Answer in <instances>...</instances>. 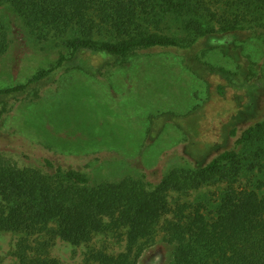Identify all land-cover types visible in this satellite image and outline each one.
I'll return each instance as SVG.
<instances>
[{
  "label": "trees",
  "instance_id": "1",
  "mask_svg": "<svg viewBox=\"0 0 264 264\" xmlns=\"http://www.w3.org/2000/svg\"><path fill=\"white\" fill-rule=\"evenodd\" d=\"M215 2L0 0V8L10 5L39 39L66 38L63 45L69 52V56L62 53L55 66L39 71L28 83L1 89L0 104L17 100L32 84L41 83L64 67L98 74L103 67L123 62L140 50L182 48L176 38L150 31L151 25L159 26L169 15L190 18L187 26L195 28L201 36L216 32L205 28L207 18L209 23L215 21L223 32L244 28L241 23L246 21L239 10L242 5L249 9L251 0ZM222 6L223 14L214 11L213 7ZM9 46L8 33L0 19V61ZM186 63L206 82L207 101H221L213 111L208 109V102L205 109L196 108L185 115L189 118V125L184 127L190 137L188 153L197 164L194 171L173 170L158 185L133 177L91 185L79 169L56 167L49 159L43 171L19 167L0 155V233L20 235L16 244L18 264H62L49 254L54 239L81 245L90 243L96 234L122 228L126 231V252L114 256L102 250L92 251L85 264H137L145 245L160 233L174 245L170 264H264L262 187L235 186L245 169L255 167L242 157L240 149L263 135L264 122L247 128L234 148L207 162L210 152L218 148L209 140L211 134H216L214 123L233 118L235 109H231L229 101H235L239 108L242 92L250 89L237 73L211 67L197 58L186 59ZM229 90L235 93L227 97ZM159 133L153 124L148 135L152 138ZM232 135H236L235 130ZM195 144L202 145L204 152L198 147L196 153L191 148ZM217 178L229 185L222 191L215 210L203 201L170 205L171 190L198 187Z\"/></svg>",
  "mask_w": 264,
  "mask_h": 264
},
{
  "label": "rangeland",
  "instance_id": "2",
  "mask_svg": "<svg viewBox=\"0 0 264 264\" xmlns=\"http://www.w3.org/2000/svg\"><path fill=\"white\" fill-rule=\"evenodd\" d=\"M251 1L249 9L240 6L246 21L241 23L243 29L223 32L207 18L202 19L205 28L216 32L201 36L187 26L190 18L169 15L159 26L151 25L150 31L176 38L182 48L140 50L98 74L64 67L32 84L17 100L1 103L0 155L19 167L43 171L49 159L56 167L79 169L91 185L117 183L127 177L158 185L173 170H196L195 159L188 153L190 137L184 127L189 118L185 115L205 109L208 102L213 111L221 101H207L206 82L186 63L191 58L237 73L248 83L250 90L242 92L239 108L229 101L234 117L214 123L216 134L209 140L218 148L210 152L207 162L234 148L243 131L264 122V0ZM213 8L219 14L225 9ZM0 19L10 41L0 61V90L26 84L39 71L55 66L62 53L69 56L63 45L66 38L39 39L10 5L0 8ZM234 93L229 90L227 97ZM244 103L250 105L244 107ZM153 124L160 133L150 138ZM198 147L204 152L202 145L191 148L198 153ZM240 153L255 167L245 169L235 186H261L264 194V133L241 147ZM215 180L171 190L168 201L172 207L203 201L215 210L229 185ZM19 238L16 233H0V264H18ZM53 242L49 254L62 264H85L90 253L98 250L118 256L128 247L123 228L96 234L90 243L81 245L61 238ZM173 250L174 245L160 233L145 245L137 264H170Z\"/></svg>",
  "mask_w": 264,
  "mask_h": 264
},
{
  "label": "flooded vegetation",
  "instance_id": "3",
  "mask_svg": "<svg viewBox=\"0 0 264 264\" xmlns=\"http://www.w3.org/2000/svg\"><path fill=\"white\" fill-rule=\"evenodd\" d=\"M228 41V40H227Z\"/></svg>",
  "mask_w": 264,
  "mask_h": 264
}]
</instances>
